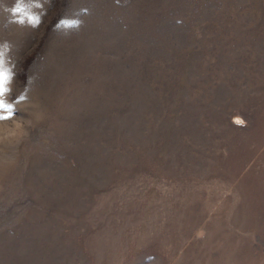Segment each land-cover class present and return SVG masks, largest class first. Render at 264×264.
Returning <instances> with one entry per match:
<instances>
[{
    "label": "rangeland",
    "instance_id": "374dc122",
    "mask_svg": "<svg viewBox=\"0 0 264 264\" xmlns=\"http://www.w3.org/2000/svg\"><path fill=\"white\" fill-rule=\"evenodd\" d=\"M0 75V264H264V0H0Z\"/></svg>",
    "mask_w": 264,
    "mask_h": 264
},
{
    "label": "snow or ice",
    "instance_id": "6c2138e0",
    "mask_svg": "<svg viewBox=\"0 0 264 264\" xmlns=\"http://www.w3.org/2000/svg\"><path fill=\"white\" fill-rule=\"evenodd\" d=\"M21 9L18 7L16 11H20ZM35 23V21H34ZM60 23H63L61 21ZM4 77L0 75V122L8 121L15 116V108L14 105L8 104L4 99L3 96L7 94V89L4 87ZM24 96L19 97V101H23ZM3 113H7L4 115Z\"/></svg>",
    "mask_w": 264,
    "mask_h": 264
}]
</instances>
